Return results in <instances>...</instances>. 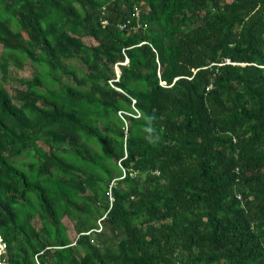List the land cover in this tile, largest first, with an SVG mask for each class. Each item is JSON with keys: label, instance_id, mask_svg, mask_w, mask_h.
Instances as JSON below:
<instances>
[{"label": "trees", "instance_id": "16d2710c", "mask_svg": "<svg viewBox=\"0 0 264 264\" xmlns=\"http://www.w3.org/2000/svg\"><path fill=\"white\" fill-rule=\"evenodd\" d=\"M0 45L7 264H264V0H0Z\"/></svg>", "mask_w": 264, "mask_h": 264}, {"label": "rangeland", "instance_id": "374dc122", "mask_svg": "<svg viewBox=\"0 0 264 264\" xmlns=\"http://www.w3.org/2000/svg\"><path fill=\"white\" fill-rule=\"evenodd\" d=\"M14 29V31L17 30L16 26L13 25L12 27ZM85 43L87 44H95L94 40L92 38L86 39ZM4 50L3 47L0 45V54H4ZM126 62H128L126 60ZM125 62V63H126ZM68 64H76L77 62L75 60H72L70 62H67ZM116 73H120V69L119 66L116 65ZM78 69L80 71H85L86 68L85 66H83L82 64L79 65ZM36 73V69L35 67H33L32 64H30L29 62H22V63H17L16 61H12L11 62V66H10V79L6 80L4 78V76L2 75L1 69H0V81H2L10 90V92L12 94H15L14 90L16 88H22V86L20 85L19 82H17L14 78L16 79H21V78H31L34 74ZM64 80L67 81V78H65ZM116 80H118V78H116ZM131 115V114H128ZM97 224L99 225V221H97Z\"/></svg>", "mask_w": 264, "mask_h": 264}, {"label": "built area", "instance_id": "2783aa9c", "mask_svg": "<svg viewBox=\"0 0 264 264\" xmlns=\"http://www.w3.org/2000/svg\"><path fill=\"white\" fill-rule=\"evenodd\" d=\"M136 11L137 12H136L135 16L137 18H140L141 14L143 13V8L138 9ZM140 28H141V25L139 23L137 24V26L133 27V29H135V31L139 30ZM121 29L122 30L123 29H127V26L123 25V27ZM127 61H128V59H127ZM126 63H128V62H126ZM117 77H118V80H119V73H117ZM111 199H112V201L114 200V198H111ZM102 229H103V226H102L101 220H99V228L96 231H101ZM7 250H8V244H7V242H5L3 240V238L0 235V264H7L5 262V259H4V255L6 254ZM37 263L40 264V262L38 260H37Z\"/></svg>", "mask_w": 264, "mask_h": 264}]
</instances>
